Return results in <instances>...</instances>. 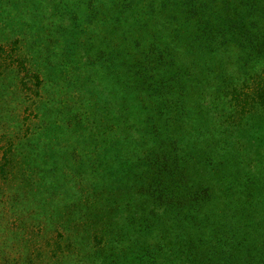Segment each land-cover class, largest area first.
Returning <instances> with one entry per match:
<instances>
[{
  "label": "trees",
  "instance_id": "1",
  "mask_svg": "<svg viewBox=\"0 0 264 264\" xmlns=\"http://www.w3.org/2000/svg\"><path fill=\"white\" fill-rule=\"evenodd\" d=\"M226 1L111 0L115 15L95 34L104 48L94 64L110 81L96 119L104 147L119 145L131 181L124 190L152 214L159 210L149 230L166 226L171 243L191 251L182 256L188 264L233 263L246 248L245 231L264 255V178L257 183L237 169L254 150L253 121L264 120V0L223 8ZM218 42L235 54L234 68L212 64Z\"/></svg>",
  "mask_w": 264,
  "mask_h": 264
},
{
  "label": "rangeland",
  "instance_id": "2",
  "mask_svg": "<svg viewBox=\"0 0 264 264\" xmlns=\"http://www.w3.org/2000/svg\"><path fill=\"white\" fill-rule=\"evenodd\" d=\"M114 10L111 0H0V264H188L191 251L172 244L166 226L149 230L159 210L124 190L119 145L102 142L96 119L110 81L94 64L104 48L95 34ZM218 43L212 64L234 68L235 54ZM215 105L226 113V103ZM253 123L254 150L237 169L260 183L264 120ZM243 233L246 248L231 264H259V242Z\"/></svg>",
  "mask_w": 264,
  "mask_h": 264
}]
</instances>
